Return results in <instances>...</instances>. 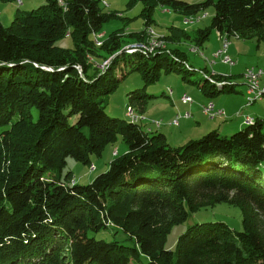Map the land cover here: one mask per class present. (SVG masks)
Segmentation results:
<instances>
[{"label":"trees","instance_id":"trees-1","mask_svg":"<svg viewBox=\"0 0 264 264\" xmlns=\"http://www.w3.org/2000/svg\"><path fill=\"white\" fill-rule=\"evenodd\" d=\"M139 1L146 24L158 6L185 20L213 6L210 25L198 31L204 42L213 29L228 39L264 42V0L128 5ZM110 16L100 0H67V8L46 0L20 11L9 25L0 22V264H140L143 256L145 264H264V120L230 136L215 129L173 146L164 133L146 132L135 119L110 116L103 96L129 73L125 67L141 70L146 83L162 72H194L180 49L148 57L120 53L99 70L92 35ZM66 33L75 48L56 45ZM141 33L131 34L138 41ZM114 35L101 45L103 58L122 49ZM173 35L170 40L189 37L181 28ZM224 78L192 82L214 98L236 92ZM154 97L145 87L130 93L133 103ZM118 135L128 151L90 183L69 185L71 173L62 175L67 158L88 164ZM223 202L240 207L243 231L223 221L196 223L179 236L175 250L166 248L171 228L190 212ZM110 225L132 245L90 235Z\"/></svg>","mask_w":264,"mask_h":264},{"label":"rangeland","instance_id":"rangeland-1","mask_svg":"<svg viewBox=\"0 0 264 264\" xmlns=\"http://www.w3.org/2000/svg\"><path fill=\"white\" fill-rule=\"evenodd\" d=\"M129 1L100 0V6L103 11L105 13H112V16L103 24L100 32L92 35L96 44L94 45L95 49L92 48V50L96 55L95 58L97 59L99 70L105 71L111 61L120 53H142L145 57H148L150 53L171 54L174 50L180 49V52L186 51L188 55V63L185 67L189 71L194 72L191 74L184 72H162L157 81L146 83L141 70L130 72L131 67H125V73H129L118 82L114 91L103 96L105 98L103 103L105 111L110 116L119 117L128 121L135 119L146 132L166 130L167 138L168 135H171L168 138L169 141H167L173 146H181L191 139H198L210 130L220 127L219 125L223 124H225L223 126H225L226 130L222 131L221 129L219 132L224 136H230L242 130L246 127L245 124L243 128L238 130L234 129L235 125L233 126V124H237V121L229 125L223 119H219L225 118L227 112L234 111L233 113H235V111L241 109L240 105L242 102H244V106H242L243 110L238 111L236 115L243 116L246 124H249L246 120H255L254 114L264 117V96H262L263 98H259L260 101H254L249 104V98H253V94L249 92V87L245 79V73H247L248 69H264V42H259L256 38L238 39L237 37H229L228 39L227 36H220L215 29L211 32L209 40L204 42L199 37L198 31L210 25L211 18L214 15L213 6L201 12L199 18L195 15L190 16L186 20L185 15L179 11L158 6L151 17L150 24H146V18L142 15L144 3L139 1L135 5L129 6ZM183 1L196 3L202 0ZM58 2L64 8H67V0H58ZM45 3L46 0L0 1V22L3 25H9L20 11L31 10ZM205 13H207V16L200 18ZM175 28L186 30L189 37L182 38L180 41L170 40ZM140 32H142L143 37L141 40L137 39L138 41H136L133 36H137ZM131 33L136 34L133 35ZM112 34H116L122 49L114 55L110 54L107 58H103L105 55L101 49V45L108 40L111 41L112 36L110 37V35ZM196 38L200 40L196 42ZM226 40H228L227 47L224 44L227 43ZM56 45L65 49H73L76 47L74 37L70 33H66L60 37L56 41ZM189 46H192L191 50H189ZM184 56H186L185 53ZM226 57L231 58L233 63L226 62ZM180 61L183 62L182 60ZM187 61L184 62L186 63ZM205 74L213 78L221 76V74L231 75L229 78L232 80L230 81L237 83L235 88L236 92L221 93L214 98L206 96L192 82L206 79ZM221 82L226 83L224 79ZM144 87L145 92L155 97L148 99L144 104L131 102L130 93ZM184 96L190 97L192 101L190 100L187 101L189 103H185ZM211 102L215 105L210 110L213 115H216L214 117L207 112L209 110L207 106ZM218 104L222 106L227 105L231 111H227L224 106L220 107ZM178 111H184V116H176ZM220 111H224V114L217 115ZM32 112L36 119L38 116L37 108L34 107ZM16 117L18 118V116ZM181 117L191 119L187 120L189 127H183V121L181 122L182 126L178 127ZM196 120H199L201 125L194 132L191 128L195 125ZM75 122L76 117H71L70 123ZM156 122H160L161 127ZM181 134H184V140L180 142L179 138ZM127 151V144L122 140L121 135H118L116 141L105 146L101 155H91V162L88 164L74 157L67 158L62 175L65 176L67 173H71L68 182L69 185L78 183L88 184L97 175L106 171L109 168L110 162L116 156ZM208 221H223L235 231H243L244 228L242 211L238 206L223 202L217 203L214 206L201 207L195 212H190L187 220L171 228L167 236L166 248L175 250L179 236L189 226ZM90 235L95 236L97 239L107 241L118 239L128 245H132L131 241L127 240L126 234L114 225H110L106 230L95 233L91 232ZM147 261L148 259L143 256L139 263L145 264Z\"/></svg>","mask_w":264,"mask_h":264},{"label":"crops","instance_id":"crops-1","mask_svg":"<svg viewBox=\"0 0 264 264\" xmlns=\"http://www.w3.org/2000/svg\"><path fill=\"white\" fill-rule=\"evenodd\" d=\"M238 39H242V38H238ZM189 48V50H191V48H192V46H189L188 47ZM192 52V51H191ZM185 53H186V51H185ZM186 56H188L187 55V53H186ZM243 73V72H242ZM242 73H240V74H242ZM221 75H224V76H228V77H231V75L229 76V74H221ZM230 80H232V79H230V78H224V81H226L227 83H231L232 85L233 84H236L237 85V83L236 82H232V81H230ZM235 88H236V86H235ZM256 101H260V100H256ZM255 101V102H256ZM186 105V104H185ZM190 106V105H189ZM218 106H220V107H223L224 106V108L227 110V111H231V109H229V107L226 105H219L218 104ZM242 106H244V102H242V104L240 105V108L241 109H238L237 111H235V113H233L234 111H232V112H230V113H228L227 112V116L225 117V118H219V119H223L227 124H229V125H231V123L233 124L235 121H237V124H233V126H234V129H238V130H240L241 128H243L245 125L247 126V124L245 123V120H244V117L243 116H241V115H236L237 113H238V111H240V110H243V108H242ZM191 107V106H190ZM236 108V107H235ZM184 112V111H183ZM183 112H180V111H178L177 113H176V116H182L183 115ZM246 114V113H245ZM236 115V116H235ZM243 117V118H242ZM254 117H255V119H263L264 120V117H261L260 115H258V114H254ZM236 119H238V120H236ZM187 120H191V119H186V118H183V117H181V119H180V124H179V126L178 127H180V126H182V124H181V122L183 121L184 122V126L183 127H189V123H188V121ZM216 120V119H215ZM222 120V121H223ZM245 124V125H244ZM201 125V122L199 121V120H196V122H195V125H193L192 126V130L194 131V132H196L198 129H199V126ZM223 125H225V124H223ZM223 125H219L220 127H217V128H214V129H212V130H218V131H221V129H222V131H225L226 130V128H225V126H223ZM264 125V124H263ZM245 128V127H244ZM155 130V129H154ZM191 130V131H192ZM159 131H161L162 133H164L165 134V136H166V138H167V133H166V130L164 131H162V130H159ZM211 131V130H210ZM184 134H181V136H180V138H179V140H180V142L182 141V140H184V136H183ZM171 135H168V138L170 137ZM168 138H167V140H168ZM169 141V140H168Z\"/></svg>","mask_w":264,"mask_h":264},{"label":"built area","instance_id":"built-area-1","mask_svg":"<svg viewBox=\"0 0 264 264\" xmlns=\"http://www.w3.org/2000/svg\"><path fill=\"white\" fill-rule=\"evenodd\" d=\"M225 60H227L226 62L228 63H233V61L231 60V58L226 57ZM245 79L247 81L248 87L250 88V91L253 92V102L256 100H259V92L261 90H264V69L263 68H259V69H254V68H250L247 70V73H245ZM184 101H192V99L188 96H184ZM253 102H248L249 104L253 103ZM207 112L212 116H216L213 115L212 112L210 111L211 109H213L215 107V105L211 102L208 106ZM224 111H220L219 114L217 115H223ZM253 119L251 120H246L247 123H253ZM160 125V122H156Z\"/></svg>","mask_w":264,"mask_h":264},{"label":"bare ground","instance_id":"bare-ground-1","mask_svg":"<svg viewBox=\"0 0 264 264\" xmlns=\"http://www.w3.org/2000/svg\"><path fill=\"white\" fill-rule=\"evenodd\" d=\"M145 41H147V40H145ZM228 40H226V42H227ZM225 44V47H227L228 46V42L227 43H224ZM149 46V45H148ZM162 46V45H161ZM143 48H145L144 46H143ZM142 49V48H141ZM155 50H157L156 48H155ZM249 92L251 93V94H253V92H251L250 91V88H249ZM262 96H264V90H261L260 92H259V98H261ZM263 98V97H262ZM249 102H253V98H249ZM186 103V102H185ZM187 103H189V102H187ZM206 106V105H205ZM205 110V109H204ZM224 110V109H223ZM132 114V113H131ZM130 114V115H131ZM192 114V113H191ZM184 116V115H183ZM209 116V115H208ZM214 119V118H213ZM212 120V119H211Z\"/></svg>","mask_w":264,"mask_h":264}]
</instances>
